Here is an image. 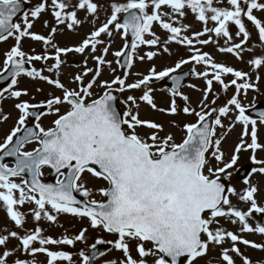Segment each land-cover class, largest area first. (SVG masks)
<instances>
[{"label":"snow or ice","instance_id":"1","mask_svg":"<svg viewBox=\"0 0 264 264\" xmlns=\"http://www.w3.org/2000/svg\"><path fill=\"white\" fill-rule=\"evenodd\" d=\"M9 39L0 125L12 119L5 101L17 115L0 138V264H264L247 254H264V0H0V43ZM25 40L40 50H24ZM189 75L204 86L185 85ZM237 127L229 155L223 144ZM242 152L250 165L237 187ZM61 216L81 227L71 234Z\"/></svg>","mask_w":264,"mask_h":264},{"label":"rangeland","instance_id":"2","mask_svg":"<svg viewBox=\"0 0 264 264\" xmlns=\"http://www.w3.org/2000/svg\"><path fill=\"white\" fill-rule=\"evenodd\" d=\"M258 15H260L258 13ZM101 19H103V16H101ZM189 20H191V17L189 18ZM90 27V26H88ZM88 27H85L81 33L79 35H76L74 33H68L62 37H60V42H61V45H65V44H73V43H77L79 42V40L82 38L83 36V33L86 32L88 30ZM196 27L199 28V24H196ZM35 31L37 32H44V28L42 27V25L40 23H38L34 29ZM15 43V41L13 39H9L7 42H3V43H0V64H2V61H3V53L9 49L13 44ZM123 44V41L117 36L116 37V41L113 45V48L114 49H119ZM32 47H35L37 49V51L40 50V45L37 44V43H34L32 42L31 40H25L23 42V48L24 50H29L30 48ZM205 51H214L211 47H205L204 49ZM173 51L175 52V47L173 48ZM180 55H183V56H187V53L181 49L180 50ZM217 55V59H220V60H224V59H227L228 62L230 64H232L233 66L237 67V68H244V70H248L247 66L243 65V64H240L238 63L237 61H235L233 58L231 57H227V56H224V55H220V54H216ZM69 61H80L82 60V57L80 56H72L71 54L69 55L68 57ZM108 59H113V57L110 55L108 57ZM175 59H179V56H176L174 55L173 57L169 58V57H165L164 59H157L155 61L156 65L158 67H161V66H164V65H168V64H171ZM149 63L150 62H147L145 61L143 64H137L134 68H133V71H145L147 70L148 66H149ZM89 66H91V62L89 64ZM37 67H39V65H37ZM190 66L186 65L184 70L189 68ZM66 71L68 72H74V71H78V69L74 68V67H70L68 69H66ZM183 71V70H182ZM104 78H109L107 75H105ZM196 84L198 87H203L204 86V82L202 80H198L196 79L195 77H192L187 84ZM186 84V85H187ZM165 87H169L167 85H164ZM21 87H28L30 91L33 90V85L27 81V80H23L21 82ZM218 87V86H217ZM262 88H264V83H262ZM193 100V102H195L199 96H200V93L199 92H196L194 91L193 89H190V88H187V87H184L183 89ZM252 96L253 94L252 93H249V96H248V99L251 100L252 99ZM26 99V98H25ZM36 99L37 101L43 99V96L37 94L36 96ZM167 100V96L166 94L164 93H158L157 94V101L158 103L164 105L165 104V101ZM261 102H264V98H261ZM259 102V103H261ZM12 104H13V101H5L3 107L5 109L6 112H11L12 113V119L7 122L6 124H3V125H0V138L3 137L4 133L7 132V130L12 126L13 124V121L15 120V117L17 115V113L15 112V110L13 109L12 107ZM142 115H151L153 118L155 119H158V120H163L165 122H167L169 119H173L172 117H164V116H161L159 114H154V113H151L150 110H147L145 109L143 112H142ZM50 119L51 118H48V119H45L43 121L44 125L45 126H49L50 125ZM176 119L180 120L181 123L185 122V121H194L195 120V117H185V116H181V117H177ZM239 132H240V129L239 127H237V129H235L232 133L229 134L226 142L223 144V148L226 150V152H228V154L230 155V149L232 148V146L235 144L236 140H237V137L239 135ZM182 135V132H180L179 130H176V136H177V139L180 138V136ZM262 136H264V132L261 133ZM262 156H264V153L260 154ZM239 163V166L240 165H243L245 163H250L249 161V153L248 152H242L240 154V161L238 162ZM49 170L48 169H45V179H48L49 178ZM236 175V174H235ZM252 179L253 181H258L259 180V177L253 175L252 176ZM241 179L237 178V180L235 181L236 183V186L237 187H240L241 186ZM103 186V181H100V180H92L90 179L89 180V187H94V188H98V187H101ZM96 199H101L100 195L97 193L96 194ZM60 218H62L64 220V222L66 223L65 224V227L69 228V232L70 233H75L76 231L79 230V228L81 227V224L76 221L75 219L71 218L70 216H61ZM4 223H8L7 221V218L5 216V210L0 207V224H4ZM87 222L85 221V224ZM69 227H68V226ZM74 225V227H73ZM60 231H62L61 229H49V232L48 234L50 235H57ZM93 237L95 236V233H92L91 234ZM247 238L249 239H252V240H259L260 237L259 236H248ZM105 239H113V237L111 236H108V235H105ZM90 244L92 242H94L93 239H89L88 241ZM242 250L243 247H242ZM247 254L250 255L254 260L258 259L261 257V255H264V254H261L259 252H255L251 249H248L247 250Z\"/></svg>","mask_w":264,"mask_h":264},{"label":"water","instance_id":"3","mask_svg":"<svg viewBox=\"0 0 264 264\" xmlns=\"http://www.w3.org/2000/svg\"><path fill=\"white\" fill-rule=\"evenodd\" d=\"M181 74H183V73H181ZM190 76H191V75L185 77V81H184V83L187 81V79H188ZM167 82L171 83L170 80H168ZM248 169H249V166L245 167V168L243 169V172L241 171V172H242V173H241V176H243V175H244V172L248 171ZM51 176H52V178L55 177L54 174H51ZM48 183H54L53 179H51L50 181H48Z\"/></svg>","mask_w":264,"mask_h":264},{"label":"flooded vegetation","instance_id":"4","mask_svg":"<svg viewBox=\"0 0 264 264\" xmlns=\"http://www.w3.org/2000/svg\"><path fill=\"white\" fill-rule=\"evenodd\" d=\"M116 255H119V253H117Z\"/></svg>","mask_w":264,"mask_h":264}]
</instances>
